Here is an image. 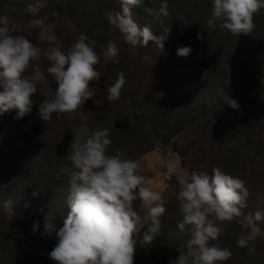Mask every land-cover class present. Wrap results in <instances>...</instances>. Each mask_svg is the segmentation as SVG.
<instances>
[{"label":"rangeland","instance_id":"374dc122","mask_svg":"<svg viewBox=\"0 0 264 264\" xmlns=\"http://www.w3.org/2000/svg\"><path fill=\"white\" fill-rule=\"evenodd\" d=\"M150 1H146L148 7H151ZM153 1L155 7L152 10L156 11L162 0ZM37 2L38 0H0V15L11 17L19 25V31L15 35H24L40 47L46 46L37 40L39 30L29 26V21L34 18H46L45 22L54 26L63 49L73 44L79 34L87 35L90 41H95L94 51L101 57L96 66L100 78L91 83L96 95L86 101L79 115L73 119L66 116L56 119L54 116L52 122L43 123L37 117L39 102L48 96L47 85H38L37 94L33 97L36 103L31 114L16 119L13 110L0 116V175H4L0 179V203L11 200L17 213L13 218L6 216L0 204V264H53L48 253L51 246L54 248L56 241L55 237L42 238L43 218L51 212L57 227L61 226L67 213L68 188L63 184L56 185L51 169L47 171V176L43 174L41 155L45 152L51 154L52 144L57 140L61 126L66 130L65 135H71V139L68 140L65 135L59 138L68 143L72 142L77 128L82 124H87L89 128L108 124L120 126L119 113L124 115L127 111L138 120L137 126L148 135L141 147L152 145L146 153H139L133 160L139 163L140 174L150 177L155 190L163 193L166 208L164 214L173 218L172 221L178 222L180 220H175L182 218L177 205L179 175L174 176L171 181H165L161 173L165 171V162L177 157L179 168L187 169L189 174L196 171L211 175V169L218 166L225 173L239 177L249 191L247 208L243 209L245 214L255 211L264 213V9L254 16L256 27L263 30L258 42L252 45L249 40L247 45L244 44L239 49H234L228 43L232 35L221 31L219 27L207 26L210 8L199 4L201 13L195 12L198 0H167L168 17L157 18L149 13L140 15L133 12L134 20L141 27L149 26L154 36L166 38L161 51L152 41L146 47L134 48L128 45L121 33L108 24L106 13L118 11L119 0H42L44 6L34 17L26 9L29 4ZM165 29L170 30L167 32ZM198 34L204 39H197ZM109 41L116 42L119 55L114 61L105 62L103 51ZM187 43H193L203 53H208L209 48H205L207 46H224L226 51L221 47L223 52L219 61L212 64L222 65L221 69L225 70L223 73L221 70L217 77L224 78L218 82L216 77L205 86L206 89L202 88L195 104L188 106L189 112L183 111L185 114L182 117L188 122L187 125L184 126L186 121L180 123V109L174 107V112L179 116H175L171 124L183 125L184 128L171 134L160 119L156 122L151 119L149 108L153 103V96L162 93L164 78L180 81L177 78L183 71L176 66L179 62L186 65L188 56L180 57L182 60L178 58L175 62L171 59L177 46ZM211 56L215 57V54ZM47 66L48 61L42 58L41 67L46 69ZM190 70L186 76L192 75V69ZM170 72L172 76L165 77ZM121 73L126 83L120 99L108 102L106 88ZM56 87L54 82H50L52 91ZM177 90H180L179 87ZM225 96L238 103V110L228 106ZM151 126L156 129L157 136L152 133ZM37 133L45 145L35 150L41 142ZM160 135H166L165 139H161ZM132 145H125L127 155L132 151L138 153ZM116 148L118 146L112 144L109 153L112 154ZM64 149L67 151V146ZM35 153L36 157H33ZM49 157L53 159V155ZM7 178L16 181L9 199L2 196L4 187L10 184ZM135 208L142 218V228L136 237L138 249L139 240L148 224L143 221L145 209L140 206L139 201L135 202ZM36 221L40 222V229L33 234L30 229ZM258 223L264 230V221ZM161 229L152 246H157L163 240L166 247H174L176 231L167 224L162 225ZM241 230L239 223L233 221L225 232L227 241H235ZM255 243L254 257L240 259V264H264V239H258ZM230 246L235 247V244ZM142 249L137 250L139 254L144 253ZM243 249L236 247L233 255H238ZM148 253L149 249L146 251ZM172 259H176V254Z\"/></svg>","mask_w":264,"mask_h":264},{"label":"clouds","instance_id":"9594fccd","mask_svg":"<svg viewBox=\"0 0 264 264\" xmlns=\"http://www.w3.org/2000/svg\"><path fill=\"white\" fill-rule=\"evenodd\" d=\"M141 2L119 0V10L106 13L107 22L128 45L146 47L152 41L163 51L166 38L154 36L149 26L141 27L133 18V8ZM212 5L207 26L240 37L255 30L254 16L264 9V0H212ZM43 6L38 0L26 11L35 17ZM147 11L157 18L168 17L167 0H162L158 10ZM45 19L29 21L30 27L39 30L37 40L46 46L40 47L24 35H15L19 25L11 17L0 15V116L13 110L16 119L31 114L38 85L48 86V96L39 102L37 111L43 123L52 122L54 116L73 119L96 95L91 83L100 78L96 66L101 57L94 51L95 41L79 34L73 44L63 49L54 26ZM197 39L204 37L198 34ZM190 53L189 47H182L176 54L187 57ZM118 55L116 42L109 41L103 51L104 61H114ZM42 58L48 61L46 69L41 67ZM50 82L56 84L55 91ZM125 83L123 74H118L106 88L108 102L120 99ZM225 102L238 110L236 101L225 96ZM111 145L107 128L90 129L82 124L76 130L67 155L71 166L62 168L69 176L66 216L60 227L51 212L43 218L42 238L55 235V246L48 253L53 264H134L136 237L142 228V218L135 208L137 201L145 209L143 221L148 224L139 246L152 245L160 235L166 212L163 193L155 190L150 177L140 174L139 163L129 159L126 152L118 149L110 154ZM164 167L161 175L165 181L179 175L177 205L182 218L177 228L189 237L184 246L176 249L179 255L170 258L169 264H225L232 252L212 242L224 235L233 221L242 229L236 236V246L249 253L256 251L255 242L264 239V230L258 223L264 221V213L243 211L249 191L242 179L218 166L211 169V175L196 171L189 174L187 169L179 168L178 157L166 161ZM0 204L6 216L17 215L11 200ZM39 229L40 222L36 221L30 231L35 234Z\"/></svg>","mask_w":264,"mask_h":264},{"label":"trees","instance_id":"16d2710c","mask_svg":"<svg viewBox=\"0 0 264 264\" xmlns=\"http://www.w3.org/2000/svg\"><path fill=\"white\" fill-rule=\"evenodd\" d=\"M146 1L148 0H142L141 4L138 7L133 8V12H137L140 15L148 13L147 9H154L155 5H153L154 1H150L151 7H148ZM197 5L195 6V12L197 14L201 13L199 10L200 5L203 4L207 8H210L212 10V0H202L199 2H196ZM263 30L260 29L259 27H256L255 30L251 33L249 36H233L228 43L232 45L234 49H239L241 48L244 44L247 45V42L249 40L252 41V45H254L255 42H258V39L260 38L261 32ZM218 45V44H217ZM222 45V44H219ZM227 46V44H226ZM182 47H189L191 49V53L188 55V59L186 61V65L184 63L179 62L176 66L179 70L183 71L177 79L180 78V83L177 81H174L172 79H167L164 78V88L162 89L161 94H156L153 96V103L151 104L149 110L151 112V119L153 121H157V119H160L162 123L167 127L166 129L171 132V134H176L181 128H184L185 124L187 125L188 122L182 117L186 112H189L187 110L188 106H193L195 104V99L198 96V93L201 91L202 88H205L210 82L214 81L217 75L219 76L221 70L222 73L224 72L225 69H221L222 65H212L213 63H217L220 59V56L224 50V46H207L205 47L206 49L209 48V56L208 53H203L201 50L198 49L193 43H187L185 45H178L176 48V51L174 54H172V59L174 62L180 57L177 56V50ZM221 47L223 50H221ZM253 47V46H252ZM226 51V50H224ZM215 54V57L211 56L212 54ZM215 58V59H214ZM182 60V59H181ZM188 68V69H187ZM192 69V75L191 76H186L188 75V72H191ZM202 71L204 73H202ZM172 76L171 72L166 74L165 77ZM224 78V77H221ZM221 78L217 77V81L220 82ZM177 87H179L180 90H177ZM164 100H162V99ZM155 101V102H154ZM156 103V104H155ZM160 104V105H159ZM159 105V106H156ZM180 109L179 114L180 116L174 112L175 108ZM181 107V108H180ZM182 110V111H181ZM185 113H184V112ZM118 112V111H117ZM117 112H112L115 115ZM128 114V115H127ZM127 114L122 115L119 113L121 116V123L119 124L120 126H113V125H103V126H96V127H91L90 129H103L107 128L109 129L110 132V139L112 140V144L114 146H118V148L114 149L112 151V154L115 153L116 150H122L126 153H128L127 149H125V145H132V147H135L138 150V153L136 151H132L129 153L127 156L129 159H135L139 153H146L150 148L151 144L146 145L145 147H141V144L145 142L147 138V134L145 133V130L139 128L137 126L138 120L136 118H133L134 116L127 111ZM179 116V121L182 123V121H186L184 123V126L178 125V126H173L172 121L174 120L175 116ZM41 123V122H40ZM34 124V123H33ZM37 126V125H36ZM42 127V125L40 126ZM39 127V128H40ZM118 127V128H117ZM59 128V127H58ZM36 129V128H35ZM151 131L153 134L156 136L158 135L156 129L151 126ZM66 130L61 126L60 131H58V136L57 140L52 144V149H51V154L48 155L46 152L41 155L42 159V169L44 171V175L47 176V171L51 169L53 171L54 178L57 181L56 185H61L63 184L64 186H67L69 189V176L65 173L62 172V168L65 165H68L69 167L70 162L67 159V155L71 153L70 145L71 142L64 143L65 140L60 139V136L65 135ZM38 137V133L36 134ZM68 140L71 139V135H65ZM162 136L161 139H165L166 135H160ZM41 142L35 147V150L38 148H41L42 146L45 145V142L41 139V137H38ZM15 143V140L14 142ZM118 143V145H115ZM67 146V151L64 149ZM111 147V146H110ZM131 147V148H132ZM133 150V149H132ZM110 151V148H109ZM137 153V154H136ZM53 155V159H51L49 156ZM64 158L62 159L61 156ZM33 157H36V153L32 155ZM47 158L49 160H47ZM32 160V159H31ZM40 165V166H41ZM4 175H2L3 177ZM0 175V179L2 178ZM9 183L6 185L3 189L5 198L9 199L11 198V189L15 188L16 181L11 180L7 178ZM47 193H49V190H46ZM56 193V192H55ZM54 193V194H55ZM67 210V209H66ZM173 218L170 219L169 215L164 214L162 216V225L166 226L169 225L172 227L176 233L177 236L174 239V247L172 246H165L163 244V240H160L161 243H159L157 246H148L144 245L142 251L144 252L143 254H139L136 250L135 256H134V264H169V259H172V256L176 254V258L178 257L179 253L177 252L176 249L181 248L182 246L185 245L186 241L188 240V235L186 233H181L178 228H177V223L180 220V217H178L174 222L172 221ZM163 229H161L162 231ZM53 237L55 235L53 234ZM161 237V236H160ZM173 242V241H172ZM212 243L217 244L221 248H228L232 252V257L225 262V264H240L238 260L240 259H246V257L253 258L254 253H249L248 249L244 248L242 252H240L238 255H233L234 250L236 249V243L232 239L227 241L226 239V234L222 235L217 241H214ZM229 244V245H228ZM235 247H231L230 245H234ZM55 246V244H53ZM146 247H148L146 249ZM52 250V246L50 247ZM149 249V253L146 254V251ZM237 256V257H236Z\"/></svg>","mask_w":264,"mask_h":264}]
</instances>
